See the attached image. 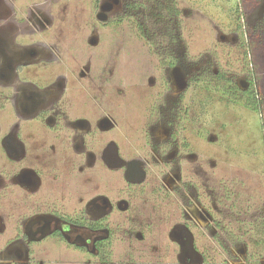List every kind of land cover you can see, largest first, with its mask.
Returning <instances> with one entry per match:
<instances>
[{"label":"flooded vegetation","instance_id":"obj_1","mask_svg":"<svg viewBox=\"0 0 264 264\" xmlns=\"http://www.w3.org/2000/svg\"><path fill=\"white\" fill-rule=\"evenodd\" d=\"M60 1L65 5L54 8ZM237 1L234 28H253L256 20L240 14ZM79 4L86 6L81 12ZM129 7L128 0H0V113L10 109L15 116L9 123L0 119V264H204L200 253L209 244L201 251L196 236L229 234L225 218L211 212L216 197L199 195L182 176L183 161L195 165L201 154L187 134L179 138L177 121L186 122L188 113L179 101L174 110L171 99L203 76L252 92L259 103L254 73L215 69L211 77L186 79L176 55L155 54L162 56L156 69H173L170 100L138 106L141 141L127 150L132 123L119 114L132 107L130 62L125 40L122 45L112 35L122 18L112 17ZM257 13L264 24V11ZM71 16L78 27L70 19L52 29ZM107 28L113 31L102 37ZM74 29L83 34L81 57H74L64 33ZM35 32L47 38L32 39ZM18 35L27 40L19 42ZM152 113L155 122L148 121ZM142 151L153 159L142 158ZM149 167L155 182L146 180ZM190 186L195 195L180 194Z\"/></svg>","mask_w":264,"mask_h":264},{"label":"rangeland","instance_id":"obj_2","mask_svg":"<svg viewBox=\"0 0 264 264\" xmlns=\"http://www.w3.org/2000/svg\"><path fill=\"white\" fill-rule=\"evenodd\" d=\"M235 1L128 0L130 7L126 9L127 12L124 9L125 13L118 12L112 17L114 20L122 18L120 20L123 25L120 28H114L115 32L112 35L122 45V40H125L126 53L130 62L128 81L131 85L132 107L131 109L127 105L122 107L119 116L131 120L132 125L127 133L132 145H127V150L132 152L139 147L138 143L141 141V134L138 131L140 128L137 117L139 116L138 106L141 104L147 107L151 101L159 102L161 105L167 104L166 101L170 100L168 92L174 85L173 69L166 71L163 68L156 69V60L162 56H154L155 54L176 55L180 61L178 66L186 79L190 76L191 79L195 76L199 78L202 73L211 77L217 73L215 69L226 71L230 75L254 73V79L258 85L259 103L252 92L241 93L229 82H206L203 76L189 85L187 90L171 99V101L176 100L174 110L175 108L177 110L176 102L179 101L183 107L184 104L186 105L188 113L186 122L177 121L179 138L187 134L192 138L194 151L201 154L198 159H195L196 166L187 159L183 161L182 176L185 181L197 186L199 195L208 191L210 195L216 197L209 203L211 212L214 211V214L219 213L218 216L224 217L223 225H227L230 230L229 234L225 230H220L216 239L211 238L207 230L202 235L196 236L195 243L199 245L201 251L206 244H209V247L200 253L204 264L228 262L264 264L262 261L264 248L255 244L263 239L261 231L264 230L260 231L264 228L262 227L264 220V24L261 22L262 18L257 19L259 15L257 9L262 13L264 11V0L236 2L237 11L240 14H246L249 22L256 20L253 28L238 29L234 28ZM63 5L65 1H60L54 8L58 9ZM85 7V4H79L77 11L81 12V8ZM70 19L71 25L78 27L75 25L77 21L71 16L55 22L52 29L59 26L65 28L70 23ZM245 20L244 18L241 22L245 24ZM65 31L64 33L71 39L74 57H81L86 50L83 48L82 32L78 29L72 32ZM107 31L113 30L110 31L108 28L101 30L100 35L103 37ZM234 34L239 36L238 41L234 43L228 42L229 39L227 42L220 40V36L224 39L225 36L230 38ZM45 35L44 32H35L31 38L42 36L47 38ZM24 37V35H18V41L25 42L27 39ZM98 70L101 71V67ZM181 113L183 108L179 111L180 116H182ZM153 116L152 113L150 116L152 119L148 121L155 122ZM14 117L10 109L0 113L2 123H9ZM182 126L186 127V131H183ZM163 127H165L164 124L159 125V128ZM142 158L151 160L153 155L142 151ZM154 170V167L148 168L146 178L148 182L157 180ZM187 190L184 194L180 190V194L184 197L185 194L190 193L195 195L191 186ZM179 206L181 211V205ZM259 221L261 223L256 224ZM161 222L163 225L164 219ZM166 223L168 222L164 223V227L168 225ZM218 241L227 247L221 248ZM230 245L234 252L228 250ZM257 247L262 249V252H259ZM163 249L164 247L159 245V250ZM239 251L242 253H238ZM162 256H165L164 260L168 261L169 257L164 255V252Z\"/></svg>","mask_w":264,"mask_h":264},{"label":"trees","instance_id":"obj_3","mask_svg":"<svg viewBox=\"0 0 264 264\" xmlns=\"http://www.w3.org/2000/svg\"><path fill=\"white\" fill-rule=\"evenodd\" d=\"M262 227H264V220L262 222ZM262 229H264V228H261L260 231ZM261 234H262L263 239L258 240L257 242H255V244L260 245L261 248H264V230L261 231ZM257 248L259 249V247H257ZM259 250H260L259 252H262V249H259ZM257 257H259V255H257ZM253 258H256V257H253Z\"/></svg>","mask_w":264,"mask_h":264}]
</instances>
